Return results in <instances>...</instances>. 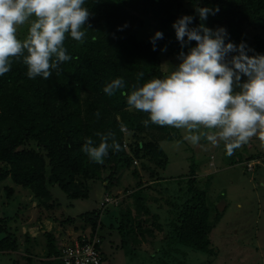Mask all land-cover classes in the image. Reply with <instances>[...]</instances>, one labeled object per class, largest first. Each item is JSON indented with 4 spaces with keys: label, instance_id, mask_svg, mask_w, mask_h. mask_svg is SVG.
Listing matches in <instances>:
<instances>
[{
    "label": "trees",
    "instance_id": "trees-1",
    "mask_svg": "<svg viewBox=\"0 0 264 264\" xmlns=\"http://www.w3.org/2000/svg\"><path fill=\"white\" fill-rule=\"evenodd\" d=\"M59 12V18L25 22L22 15L27 13L16 9L10 22L0 25V182H11L4 197L10 200L16 187L28 189L43 214L59 206L54 188L70 200H83L100 181L105 194L96 209L78 217L60 212L48 218L81 222L80 234L95 242L101 264L106 261L103 231L128 253L159 240L164 255L180 245L216 256L210 238L214 226L200 182L208 187L211 176L202 177L207 173L193 153L188 173L176 180L187 186L182 202L167 201L174 208L171 219L162 224L148 206L158 194L154 186L166 180L162 174L170 160L165 146L183 141L175 128L181 100L160 55L168 49L198 56L187 78L193 94L207 89L200 79L210 82L217 70L225 73L222 63L235 74L255 71L259 85L253 81L241 125L226 119L239 137L244 132L240 139L245 143L253 139L248 121L264 137V0H60ZM15 23L27 40L10 36ZM250 30L257 33L253 38ZM232 56L240 61L234 64ZM215 120L201 143L208 150L209 141L230 143L223 131L226 121ZM228 153L231 157V149ZM258 154L264 156L260 150ZM239 156L230 159L229 167L243 162L242 156L236 160ZM211 158L213 154L209 165ZM255 159L257 154H251L247 160ZM126 172L137 179L136 186L115 193ZM9 222L0 218V255L18 253L23 264H33L37 258ZM54 228L46 233L45 262L63 264V240ZM73 236L79 237L67 240Z\"/></svg>",
    "mask_w": 264,
    "mask_h": 264
},
{
    "label": "rangeland",
    "instance_id": "rangeland-1",
    "mask_svg": "<svg viewBox=\"0 0 264 264\" xmlns=\"http://www.w3.org/2000/svg\"><path fill=\"white\" fill-rule=\"evenodd\" d=\"M14 3L0 0L1 26L10 22L16 9L18 12L29 15H22L27 19L22 20L25 22L42 17H60V0H22L19 4L17 0H14ZM188 9L193 10L192 7ZM16 20L19 24L22 22L20 17ZM18 23H15L14 28L12 27L10 36L15 41L21 42L25 37L22 36L23 29ZM250 33L251 38L257 34L252 30ZM150 34L147 37L154 38L155 35ZM27 39L26 37L25 40ZM206 57L201 61L203 68H205V60H208ZM197 58L198 56L191 55V52L183 56L171 54L168 49H164L160 55L163 71L173 91L181 100L175 119V128L178 132L177 139L183 141L165 146L170 160L168 169L162 174L166 180L154 186L158 189L156 191L158 194L155 200L153 197L148 206L160 215L162 224H166V221L171 219L174 208L169 206L167 201L174 202V204L182 202L181 197L186 193L187 186L185 182L176 180L180 175L188 173L193 153L197 166L207 173L202 177L211 176L208 187L205 186L207 183L200 182L207 194V205L210 210L209 222L214 226L210 238L217 255L211 256L180 245L173 247L171 255H164L166 252L162 250L163 247L159 240H156L155 244L152 243V247H141L136 253L131 251L128 253L119 248L118 242H112L109 231H103L102 251L106 259L104 264H264V156L258 154V145H263L264 137L255 128L259 126L248 121V133L253 139L245 143L240 139L241 136L239 137L233 131L231 127L233 122H227L226 119V117L230 120L235 119L234 124L241 125L243 112L246 113L247 110L244 107L248 101L249 92L254 89L255 84L256 87L259 85V81L256 80L257 73L252 71L248 75L242 70L239 74H235L229 69V65L222 63L225 73L217 70L210 82L200 79L201 82L207 84V89L193 94L192 87L187 84V78L193 70L195 71ZM231 58L236 62L234 64L240 61L239 57L232 56ZM219 118L226 121L223 131L230 143L225 146L224 143L209 141L208 150L201 146V143L206 141L209 135L208 129L210 130V126H214L215 119ZM173 147L175 150L172 149L170 152ZM230 149L231 157L228 153ZM211 154L214 159L211 158L212 162L209 165ZM251 154H257L259 163L257 160H247ZM239 155L244 159L243 162L229 167L233 162H230V159H235L234 156ZM240 156L236 158L237 161ZM248 162H252L253 165L258 164L255 172L247 171L245 165ZM10 183L9 180L0 182V218H9V225L13 228L14 234L21 236L23 242L26 241L31 255L37 258L33 264H46V233L53 227L57 235L62 238L63 245L69 235H77L82 231L81 222L63 224L62 221H54L48 216L58 217L60 212H64L66 216L78 217L80 214L96 209L105 194V188L100 181L91 185L89 198L83 200H70L60 189L54 188L55 199L59 206L55 205L53 210L40 214L36 199L28 189L16 187L14 196L6 200L3 195L4 188ZM136 184L137 179L133 174L126 172L120 183L113 189L115 193L123 194ZM222 207L224 208L221 211ZM157 235V239L162 236L161 233ZM3 236L0 233V238ZM17 262L26 263L22 255L18 253L9 256L0 255V264ZM56 264L59 262L57 261Z\"/></svg>",
    "mask_w": 264,
    "mask_h": 264
},
{
    "label": "built area",
    "instance_id": "built-area-1",
    "mask_svg": "<svg viewBox=\"0 0 264 264\" xmlns=\"http://www.w3.org/2000/svg\"><path fill=\"white\" fill-rule=\"evenodd\" d=\"M106 201H112L111 198ZM67 240L61 249L60 259L63 264H101L102 256L95 247V242L89 241L86 234H78ZM81 238V239H79Z\"/></svg>",
    "mask_w": 264,
    "mask_h": 264
},
{
    "label": "clouds",
    "instance_id": "clouds-1",
    "mask_svg": "<svg viewBox=\"0 0 264 264\" xmlns=\"http://www.w3.org/2000/svg\"><path fill=\"white\" fill-rule=\"evenodd\" d=\"M243 114H244V112H243ZM241 137L244 135V132L242 131L241 132ZM251 145H254V144H251ZM258 148H259V150L262 152V153H264V142H263V145H258ZM263 156V155H262ZM255 160H257L258 162L257 163H259V160L258 159H255ZM251 161H254V160H251ZM245 165V164H244ZM247 171L248 172H254L255 171V166H257V165H253V163L252 162H248L247 164ZM245 165V166H246ZM224 208V207H223ZM77 234H79V233H77ZM61 260V259H60Z\"/></svg>",
    "mask_w": 264,
    "mask_h": 264
},
{
    "label": "water",
    "instance_id": "water-1",
    "mask_svg": "<svg viewBox=\"0 0 264 264\" xmlns=\"http://www.w3.org/2000/svg\"><path fill=\"white\" fill-rule=\"evenodd\" d=\"M220 206H222V204H220ZM223 210V207L221 208V211Z\"/></svg>",
    "mask_w": 264,
    "mask_h": 264
},
{
    "label": "crops",
    "instance_id": "crops-1",
    "mask_svg": "<svg viewBox=\"0 0 264 264\" xmlns=\"http://www.w3.org/2000/svg\"><path fill=\"white\" fill-rule=\"evenodd\" d=\"M213 166H214V163H213ZM216 166V165H215Z\"/></svg>",
    "mask_w": 264,
    "mask_h": 264
}]
</instances>
